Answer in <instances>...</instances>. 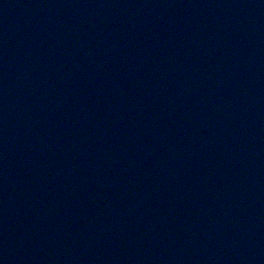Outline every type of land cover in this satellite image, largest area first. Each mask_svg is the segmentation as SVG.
<instances>
[{
    "label": "water",
    "instance_id": "obj_1",
    "mask_svg": "<svg viewBox=\"0 0 264 264\" xmlns=\"http://www.w3.org/2000/svg\"><path fill=\"white\" fill-rule=\"evenodd\" d=\"M0 264H264V0H0Z\"/></svg>",
    "mask_w": 264,
    "mask_h": 264
}]
</instances>
